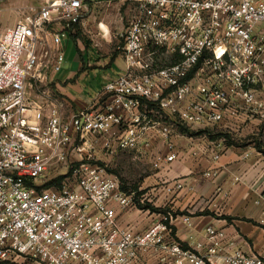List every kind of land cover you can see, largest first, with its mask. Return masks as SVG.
<instances>
[{
	"label": "built area",
	"instance_id": "obj_1",
	"mask_svg": "<svg viewBox=\"0 0 264 264\" xmlns=\"http://www.w3.org/2000/svg\"><path fill=\"white\" fill-rule=\"evenodd\" d=\"M127 1L136 8L123 35L124 72L67 117L47 87L86 0L27 5L0 35V264H140L151 253L159 264H264L214 227L206 243L185 249L173 236L172 211L140 209H157L149 193L126 191L105 167L72 160L82 143L146 154L161 171L184 158L176 124L207 139L215 129L264 133V0ZM156 144L165 152H155ZM206 150L217 161L224 148L212 142ZM62 167L70 175L59 188L40 185L49 169ZM129 210L151 216L144 232L119 224V211Z\"/></svg>",
	"mask_w": 264,
	"mask_h": 264
},
{
	"label": "crops",
	"instance_id": "obj_2",
	"mask_svg": "<svg viewBox=\"0 0 264 264\" xmlns=\"http://www.w3.org/2000/svg\"><path fill=\"white\" fill-rule=\"evenodd\" d=\"M99 1L90 0L92 3ZM121 2L136 7L135 3L127 0ZM101 27L104 34L108 35V28L105 25ZM69 33L64 40L65 62L68 53L66 50L71 48L68 39L72 37ZM75 45L77 53L71 71L63 72L62 68L58 73L52 74L49 80L54 84L56 92L64 97L62 101L65 105L61 104V110L67 114L66 116L84 106L86 100L95 98L109 80L121 75L125 70L123 56L120 57L123 65L119 73L114 75L112 71L117 68L116 66L103 65L96 51L88 52L80 45L76 43ZM92 69L102 71L106 78L99 91L95 94L89 91L87 95L88 90L82 88L81 83L84 82L86 75H91L89 71ZM174 142L184 158L175 161L169 168L156 170L157 174L150 181L155 188L150 191L148 187L145 189L148 190L146 193L151 195L157 209L172 211L175 217L173 223L175 240L185 249H191L196 242L206 243L205 231L208 227H214L223 230L227 241L235 242L245 253L264 257V227L259 224L264 210V197L260 194V183L264 180V154L257 150L254 144L245 148L231 147L221 152L219 160L214 161L213 151L206 150L212 140L179 134L176 135ZM154 150L164 153L165 147L163 144H156ZM192 151H197L198 154L193 156ZM211 169L218 172L217 176L207 180L203 174ZM177 182L182 184L181 189L176 187ZM183 217H189L190 223L185 224ZM151 220V216L142 210L118 213L119 224L129 227L137 234L144 232L150 226ZM159 263V255L153 253L144 255L140 261V264Z\"/></svg>",
	"mask_w": 264,
	"mask_h": 264
},
{
	"label": "rangeland",
	"instance_id": "obj_3",
	"mask_svg": "<svg viewBox=\"0 0 264 264\" xmlns=\"http://www.w3.org/2000/svg\"><path fill=\"white\" fill-rule=\"evenodd\" d=\"M43 1L44 0H9L5 2L0 12V35L7 28L16 23L21 14L20 10L23 7L28 5L37 8ZM121 1L123 0H100L97 3H92L90 0H86L87 9L81 18V24L73 33H69L74 40L72 38L68 39L71 48L66 50L68 53L67 60L62 65V68L64 69L63 72H69L73 68L72 66L75 61L74 58L77 53L76 43L88 52L89 50L92 52L96 51L98 57L102 59L103 65L113 64L117 68H115L112 73L114 75L119 73V69L123 65L122 58H120L122 56V47L124 45L123 35L130 22V16L136 8L126 2L123 4ZM101 25H105L108 28V35L104 34ZM116 53H118V56L116 57L117 59L115 62H112L111 58L108 57H114ZM89 73L91 75H86L84 77V82L81 83L82 88L88 90L86 91L87 95H89V91L92 94L99 91L100 86L104 84V78H106L103 72L97 69H92ZM47 88L50 89L53 96L59 100L61 104L64 103L65 105V102L62 101V98L64 97L56 92L53 83L49 82ZM93 98L94 97H91V100ZM72 109L74 110L75 108L72 107ZM154 109L157 110L156 107ZM66 115L67 114H65V117H67ZM182 128H184L182 125L176 124L178 134H181L180 131ZM209 136L217 137L212 141L220 143L224 150L231 147L245 148L254 144V147L257 150L260 149L259 151L264 154V133L240 137L224 134L221 130L218 131L215 129ZM75 146L76 149H79L81 157L74 155L72 160L78 161L83 159L89 163H96L105 167L110 173L118 178L122 187L127 191L138 192L140 189H145L146 187H148L150 191L152 188H155L153 187L154 184L150 181L153 180L152 178L157 172L153 168L151 158L148 157V155L120 151L109 154L106 150L102 149L92 151L90 147L85 146L84 144L82 145V143H77ZM88 155L93 158L90 159ZM69 175L70 170H68V168L62 167V169H49L39 183L40 185H45L59 177H63L64 180ZM146 189L144 192L148 191Z\"/></svg>",
	"mask_w": 264,
	"mask_h": 264
},
{
	"label": "trees",
	"instance_id": "obj_4",
	"mask_svg": "<svg viewBox=\"0 0 264 264\" xmlns=\"http://www.w3.org/2000/svg\"><path fill=\"white\" fill-rule=\"evenodd\" d=\"M79 25H73V27H72V29L69 31L70 32V34L71 33H73L74 31H75V29L78 27ZM74 40V39H73ZM118 56V53H116L115 55H114V57H112L111 58V60L112 61H114L115 60V58ZM185 128V129H184ZM184 128H182L181 129V134H183V135H186V136H188V137H201V136H203V134H204V132L203 131H191V130H189V129H187L186 127H184ZM215 138H217V137H212V136H209V139L210 140H214ZM219 138V137H218ZM258 148H260V147H258ZM260 150V149H259ZM62 181H63V177H59V178H57V179H55V180H52V181H50V182H48V183H46L45 185H44V188L45 189H47V188H59L60 186H61V184H62ZM124 190H126L125 188H123ZM127 191V190H126ZM138 207L140 208V209H143V210H147V209H150V210H152V211H154V212H160V213H166V211H160L159 209H155L154 207H152L150 204H147V205H138Z\"/></svg>",
	"mask_w": 264,
	"mask_h": 264
}]
</instances>
